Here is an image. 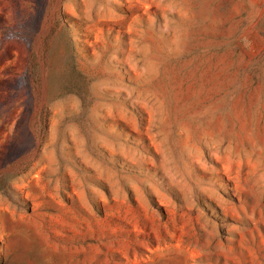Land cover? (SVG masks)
<instances>
[{
    "label": "rangeland",
    "instance_id": "obj_1",
    "mask_svg": "<svg viewBox=\"0 0 264 264\" xmlns=\"http://www.w3.org/2000/svg\"><path fill=\"white\" fill-rule=\"evenodd\" d=\"M0 264H264V0H0Z\"/></svg>",
    "mask_w": 264,
    "mask_h": 264
}]
</instances>
